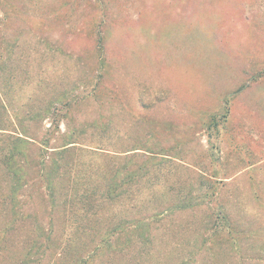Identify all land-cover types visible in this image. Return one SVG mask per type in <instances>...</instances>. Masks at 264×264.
I'll list each match as a JSON object with an SVG mask.
<instances>
[{
  "label": "rangeland",
  "instance_id": "1",
  "mask_svg": "<svg viewBox=\"0 0 264 264\" xmlns=\"http://www.w3.org/2000/svg\"><path fill=\"white\" fill-rule=\"evenodd\" d=\"M9 75L31 106L71 104L62 132L96 153H75L76 170L132 150L167 175L138 215L169 212L87 264H264V0H0V85ZM32 201L4 264L43 241Z\"/></svg>",
  "mask_w": 264,
  "mask_h": 264
},
{
  "label": "trees",
  "instance_id": "2",
  "mask_svg": "<svg viewBox=\"0 0 264 264\" xmlns=\"http://www.w3.org/2000/svg\"><path fill=\"white\" fill-rule=\"evenodd\" d=\"M11 79L12 75L7 76L0 85V216L6 222L0 228V264L9 258L13 231L23 226L22 221L38 216L33 194L40 196L41 212L46 217L45 224L37 226L43 241L22 243L23 253L15 255L12 264H87L94 253L108 252L113 238L129 237L128 249L133 242L138 244L142 235L138 230L170 210L167 207L151 215H138L151 203V199L140 203L142 194L155 195L159 176L166 179L167 175L161 176L157 170L143 172L138 163L133 164L138 154L130 153L132 150L109 157L122 161L120 167L104 171L92 167L94 162L89 160L76 170L72 161L75 153H96L88 146L77 147L73 135L62 132L60 126L71 104L60 109L56 104L31 106L38 94L22 90L14 97ZM217 235L220 233L214 232L213 237ZM36 243L41 247H34ZM82 243L90 248L80 251L77 246ZM41 249V258H36ZM119 254L117 261L121 263L122 251Z\"/></svg>",
  "mask_w": 264,
  "mask_h": 264
}]
</instances>
